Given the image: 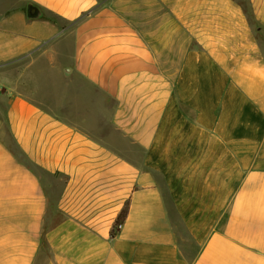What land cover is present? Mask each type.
I'll list each match as a JSON object with an SVG mask.
<instances>
[{"label": "crops", "instance_id": "0c3cea01", "mask_svg": "<svg viewBox=\"0 0 264 264\" xmlns=\"http://www.w3.org/2000/svg\"><path fill=\"white\" fill-rule=\"evenodd\" d=\"M257 25L264 0H0V264H264Z\"/></svg>", "mask_w": 264, "mask_h": 264}, {"label": "rangeland", "instance_id": "374dc122", "mask_svg": "<svg viewBox=\"0 0 264 264\" xmlns=\"http://www.w3.org/2000/svg\"><path fill=\"white\" fill-rule=\"evenodd\" d=\"M255 29L258 32V34H260L261 36H264L263 30H261L258 25L256 26ZM66 50H67V52L70 51V42L69 41H68V44L66 45ZM164 194H165V198L167 200V204H168V208H169V214L171 216V219L173 220V224H174L175 229L177 231L178 238H179L181 244L183 245L182 246L183 252L188 258H190V257L195 255V252L197 249L193 246L194 245L193 240L191 239L186 228L184 227L183 223L181 222L177 212L173 208V205L171 203V200H170L166 190L164 191Z\"/></svg>", "mask_w": 264, "mask_h": 264}, {"label": "trees", "instance_id": "16d2710c", "mask_svg": "<svg viewBox=\"0 0 264 264\" xmlns=\"http://www.w3.org/2000/svg\"><path fill=\"white\" fill-rule=\"evenodd\" d=\"M245 9V12L247 13V16L249 18V20L254 23V18L252 16V13H251V9H250V6L248 4V2H242L241 3ZM47 18L55 23L59 22V19L58 17H56L55 15H49L47 16ZM127 214H128V206H125L123 208V210L121 211V213L119 214V216L117 217L114 225H113V228H112V235H116L118 233V231L120 230V227L121 225L123 224L125 218L127 217Z\"/></svg>", "mask_w": 264, "mask_h": 264}, {"label": "water", "instance_id": "95a60500", "mask_svg": "<svg viewBox=\"0 0 264 264\" xmlns=\"http://www.w3.org/2000/svg\"><path fill=\"white\" fill-rule=\"evenodd\" d=\"M28 14L30 17H38L39 16V10L34 7V6H30L28 9Z\"/></svg>", "mask_w": 264, "mask_h": 264}]
</instances>
